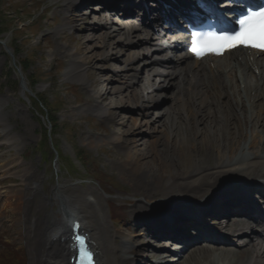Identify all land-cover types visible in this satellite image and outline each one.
I'll return each instance as SVG.
<instances>
[{"label": "rangeland", "instance_id": "rangeland-1", "mask_svg": "<svg viewBox=\"0 0 264 264\" xmlns=\"http://www.w3.org/2000/svg\"><path fill=\"white\" fill-rule=\"evenodd\" d=\"M60 2L59 0H0V40L8 39L7 47L15 59L13 64L4 45L0 43V167L6 162L11 165L10 170L5 174L0 172V193L24 188V184L18 176L22 168L31 167L35 173L34 177L45 170L46 182L43 191L47 195L51 194L60 176L72 180L75 184L94 187L108 200L107 205L101 203L100 206L107 227L111 230L131 234L134 238H140L142 235L136 236V233H140L141 228L137 224L131 223V221L133 222L131 209L135 203L142 204L141 198L140 196H130L132 190L130 174L120 160L124 157V151L117 142L110 139L112 137L110 129L128 130L134 122L143 124L144 121H148L151 123V127H163L160 134L156 132L142 133L144 139L151 143L156 138L165 140L166 131L171 132L170 139L173 141L179 138L184 140L190 138H186V133L189 134L193 130L196 132L194 139L197 140L203 134L208 137H216L217 134L220 136L222 129V132L228 129V123L224 122L225 114L223 113L232 112L241 120L244 119L245 114L249 117V113H251L252 116L248 121L242 123V131L246 130L248 134L250 129L255 128L262 133L263 137H261L264 139V126L260 125V123H264V94L256 96L254 87L246 86L241 81V72L237 71L236 78L234 76L231 81L227 79L228 89H223V87L220 91L207 89L210 94L205 95L207 93L205 88L204 92L196 95L197 87L189 86L185 83L186 81L180 79L181 76L170 75L173 68L151 61L167 57V51L159 52L155 49L154 44H157V39L150 32L147 34L141 31L133 32V40H142L144 43L130 48L125 47L126 54L121 57L122 60L110 59L107 62H102L100 54L104 51L105 53L110 51V54L116 57L115 59L121 55L120 49L113 48L118 41L123 39L124 24L116 22L120 12L111 15L110 12H103L104 9L98 11L96 8L98 2L94 0H89L88 3L86 1L87 5L80 8L71 6L66 9L62 8L64 2ZM79 12L80 15L77 16L76 14ZM65 16L76 19V22L72 23L74 25L72 29L59 31L57 28H60ZM99 17L102 22L116 24L114 25V35L107 41L112 45L109 50L99 47L102 31L97 28L90 30L85 27L95 24ZM78 25L82 28H78ZM152 28L158 31L161 27L153 23ZM57 31L59 32L56 33ZM85 36L90 37L91 40H86ZM83 44L89 47L83 53H89L88 55L92 57L91 63L85 66L87 67L86 73L93 72V77L98 81L95 85L74 78L69 72L74 59L72 55L68 54L69 50L74 52ZM134 52L137 57L132 64L125 62L127 56ZM81 57L77 56L78 59L80 58L79 60H85ZM145 58L147 59L145 60ZM226 60L227 58H224L218 63L225 69L227 67H223V65ZM125 66H130L126 72L123 70ZM152 69L155 74L161 76L159 80L165 81L166 79L172 82V85L171 87L166 85L168 86L166 89L155 88L152 92H147L146 95L153 102L158 103V107L136 110L132 103L129 105L126 101L131 98L133 101L136 92L139 98L141 89L146 87L149 82V71ZM163 69L165 72L161 73L160 71ZM176 69L179 68L176 66ZM182 70L188 77V71L185 68ZM20 75L27 87L24 92L19 85ZM129 82L131 84L127 89ZM207 82L205 80L204 83L208 84ZM175 85H179V88H173ZM122 86L124 89L118 91L117 88ZM94 87L99 88L102 93L105 92L106 99L102 104L107 109L114 111L115 115L112 119L106 118L104 114L98 113L91 107V104L96 100ZM114 88L115 90H113ZM162 90L164 91L160 94L159 92ZM249 90H253V93H250ZM144 93L142 99H144ZM159 96L161 97L159 98ZM119 98L127 103L124 105L126 108L118 110L114 106ZM186 99L192 100L189 104L185 103L186 105L182 106ZM85 100L90 103H85ZM207 102L210 103L208 104L210 107L203 106ZM198 103H200V107H203L202 113L209 115L205 123H199L198 116L194 118V122L188 116L190 108L194 111L198 107ZM165 107H170L171 111L161 119L159 118L163 112L161 108ZM176 110H180V113H177ZM255 114H259V120L257 117L255 119ZM157 119L160 121L157 122ZM121 122L124 124L120 125ZM171 122L173 125L170 129ZM231 122L233 123V120ZM234 125L236 127V123ZM165 127H168L166 131L163 130ZM144 128L145 126L137 130ZM231 131L236 133L234 129ZM126 137L138 139L140 135ZM251 141L252 138L247 141V152L256 149L248 146ZM243 142V139L239 142L240 146ZM205 148L206 146L203 147V149ZM240 157L243 156L236 155L237 159ZM262 200L264 201L263 198ZM3 201L4 199L0 201V208H2ZM154 201H157L159 210L165 207V204H161L164 198L157 197ZM55 207H57L56 202L48 207V212H57ZM1 211L2 209H0ZM20 217L22 214L18 212L0 215V264H28L29 255L22 238L23 230L14 222ZM236 219L243 220L237 217ZM236 219L234 218V221H238ZM210 223H212L210 224L212 228L226 236L227 242H235V244H218L217 246L209 244L208 247H204L210 248L211 254L209 253L205 259L197 262V256L194 253H192L193 255L189 253V256L185 254L175 264H229L235 258L236 250L248 247L249 233L245 235V232L237 231L240 233L231 235L223 232L224 220ZM245 230L249 232L248 228ZM150 235L152 238L149 237L148 244L140 247V252H143L144 255L138 257L136 264L147 262V253L151 247L158 250L161 254L159 260L165 264L170 257L167 253L169 250L163 247L164 243L161 241L163 238L158 240V244H155L153 239L157 237L153 234ZM255 239L257 242L258 239ZM212 247L216 248L212 249ZM223 249L229 251L223 254ZM121 254L117 253L116 256H121ZM150 258L156 259L157 257L150 256ZM147 263L151 264L149 260Z\"/></svg>", "mask_w": 264, "mask_h": 264}, {"label": "bare ground", "instance_id": "bare-ground-1", "mask_svg": "<svg viewBox=\"0 0 264 264\" xmlns=\"http://www.w3.org/2000/svg\"><path fill=\"white\" fill-rule=\"evenodd\" d=\"M60 1L64 2L62 8L66 9L71 6L81 7V5L87 4L86 1L88 2L89 0H59V3H61ZM94 1L101 3L100 6L96 7L98 11L101 7L113 5L116 8H124L129 17H132L137 7L146 12H152L153 8L157 5L150 4L147 1V5L144 6L142 2L137 3V0H135L137 3L136 7L135 4L131 3L133 0ZM164 1L174 6L175 0ZM79 3L82 4L80 5ZM155 11L158 12L159 16L160 8ZM76 15L79 16L80 12ZM132 19L124 21L122 29L124 32L122 33L123 39L113 46L114 49L118 48L120 52L122 51L121 55L115 59L116 57L112 56L110 51L107 53L104 51L100 54L102 62H107L110 59L122 60L121 57L126 54L124 51L125 47L130 48L144 43L142 40H133L132 33L142 30L143 26L147 27L146 23L148 20H143L142 23L137 24ZM75 22L76 19H70L65 16L59 26L60 28L57 29L59 31L63 29L70 30L74 26L72 23ZM114 25L116 24L102 22V19L99 17L95 24L86 25L85 27H88L90 30L97 28V30L102 31V40L99 42V47L103 50H109L112 45L108 44L107 41L114 35ZM77 27L82 28L79 25ZM149 32L154 35V38L156 37V33L153 31H147L146 34ZM85 39L91 40L87 36H85ZM7 40L3 39L0 42L3 45H7ZM166 47L168 45L162 42V44L157 45V50H163ZM88 48L86 44H83L74 52L69 50L68 54L74 57L69 72L74 78L84 82L88 81L89 84L95 85L98 81L93 77V72L86 73L87 67L85 66L91 63L92 60L91 55H88L89 53H83ZM77 56H82L86 61L79 60L80 58L78 59ZM136 57L137 55L135 56L134 52L127 56L125 62L132 64ZM225 57H227L228 61L224 65L228 69L222 68L217 63V60L220 61ZM151 61L155 63L153 60ZM174 61L168 62L167 59L161 58L156 62L171 66L173 72L170 75L181 76L180 79L182 78L183 81H186L185 83L189 86L197 87L196 95L204 92L205 88L206 92L207 89L210 91H220L222 87L223 89H228L227 79L231 81L233 76L236 77L237 70L241 71L242 80L246 83V86L254 87L253 90L256 96L264 94V53L256 55L254 52L236 49L224 54L222 57H206L199 60L192 58L190 55L182 54V51H179V55ZM176 66L179 69H176ZM129 68L130 66H125L123 70L126 72ZM182 68L188 71V77L183 73ZM150 71L149 82L146 87L141 89L139 98L136 92L134 93L133 101L132 98L126 101L129 105L132 103V106L139 111L159 106L146 95L147 92H152L155 88L164 87L166 89L168 88L166 85H169V87L172 85V82L166 79L165 81L163 79L159 80L161 76L155 74L153 69ZM205 80L208 81V84L204 83ZM130 84V82L127 83V89L130 87ZM178 86L175 85L173 88L178 89ZM26 89L24 86L22 92ZM123 89V86L117 88L118 91H122ZM253 90H249V92L251 93ZM94 91L96 100L91 104V107L98 113L104 114L106 118L112 119L115 115L114 111L107 109L102 104L106 99L105 92L102 93L99 88ZM143 92H145L144 99H142ZM192 99L194 100V98ZM190 100L186 99V102L182 106L189 104ZM84 102L90 103L88 100ZM126 102L122 98H119L117 104L114 106L118 110H121L122 108H126L124 106L127 104ZM199 104L194 111L189 107L191 110H189L188 116L192 118L193 122L194 118L198 116V122L205 123L209 115L202 113L203 107H200ZM208 104L210 103L207 102L203 106L210 107ZM226 104L224 105L226 106ZM161 110L163 112L159 118L162 119L165 115L170 114L171 108L165 107L161 108ZM176 112L180 113V110H176ZM223 114H225L224 122L228 123V129L223 132L222 129L220 136L217 134L216 137L213 135V137H208L203 134L197 140L194 139L196 132L192 130L189 132L190 136L186 133V138H190L186 140L179 138L172 141L170 139L171 132L166 131L168 127H165L163 129L167 132L165 140L156 138L151 143L144 139L142 133L150 134L156 132L160 134L159 132L163 127L161 125H158L161 126L160 128L151 127V123L148 121H144L143 124L134 122L128 130L110 129L112 134L110 139L113 142H117L124 151V157L120 158V160L123 166H125L126 171L130 174L129 179L132 182L130 196H140L143 204L135 203L131 209L133 216V222L131 221V223L139 224L143 228L140 233H136V236L142 235L140 238H134L131 234L114 229L111 230L107 227L108 225L104 220L105 217L103 218L100 206L101 203L107 205L108 200L101 193L99 194V191L94 187L75 184L72 180L60 176L51 194L47 195L43 191L46 182L45 170L39 172L34 177L35 173L31 167L22 168L18 176H20L24 188L0 193V201L4 199L2 208H0L2 209L0 215L16 212L22 214V217L17 218L14 222L19 227L21 226L23 230L22 238L25 241L29 255L28 264H71L69 262V258L73 253L70 250L69 236L71 232L70 227L66 224V219L71 217L78 219L82 225V230L88 234L92 242V249L96 251L95 259L97 264H136L138 257L144 255L143 252H140V247L148 244L150 241L149 237H152L150 234H153L157 238L159 237L158 239H153L155 244H158V240H161L160 238L165 237L167 240H164V248L169 247L173 243V240H181L186 246L196 240V235L198 234L206 236L211 240L216 238L218 241L220 240L219 242H223V237L215 233L212 227L206 224V220L209 217H213L214 219H219L220 215L224 217L220 219L225 220L223 229L228 234H235L237 231L244 230L251 221L250 218L243 221H234L232 218L238 213H245L260 218L264 217L262 208L258 205V201L256 202L254 199L256 193L264 197V139H262V133L258 132L257 129L255 130V128L250 129V135L249 133L247 134L246 130L242 131V123L248 121L249 117L252 116L251 113L249 117L245 114L244 121L238 116L236 117L232 112ZM256 117L259 120V114H255V119ZM232 120L233 123L231 122ZM156 121L159 122L160 120L157 119ZM123 124L122 122L120 123V125ZM172 125L173 123L171 122L170 129ZM260 125L264 126V123H260ZM143 126H145L143 130H137ZM232 129L236 133L231 131ZM136 135H140V138L133 139L126 137H135ZM251 138L252 141L249 142L248 146L256 149L247 152V141ZM242 139L244 142L240 146L239 142ZM204 146H206L205 149H203ZM237 154L242 155L244 158L240 157L237 159ZM10 167L9 162H6L0 167V172L5 174L10 170ZM126 175L128 174L126 173ZM243 183V187L236 190ZM157 197L164 198L161 204H165V207H162L160 210L157 208V201H154ZM54 202L60 207V210L64 211L63 215L57 212H48V207L53 205ZM194 230L198 232L194 234ZM256 233L255 229L251 230V234L254 235ZM261 239L259 243H255L253 239H250L249 243H247L248 247L235 251V258L229 264H264V238L261 237ZM193 246H188L182 252L183 256L185 254L189 256V253L190 255L194 253L197 256V258L194 256V259H198L196 260L198 262L209 256L211 252L210 248H206L208 246L204 247L200 243L197 247ZM215 248L212 247V249ZM169 251L171 252V250ZM228 251V249H223L222 253L224 254ZM117 253L122 254L121 256H116ZM147 254L151 264L161 262L159 260L160 253L156 248L151 247ZM150 256L157 258L151 259ZM177 261L172 264L177 263Z\"/></svg>", "mask_w": 264, "mask_h": 264}, {"label": "snow or ice", "instance_id": "snow-or-ice-1", "mask_svg": "<svg viewBox=\"0 0 264 264\" xmlns=\"http://www.w3.org/2000/svg\"><path fill=\"white\" fill-rule=\"evenodd\" d=\"M239 30L229 33H191L190 51L197 57L206 54H222L224 50L237 46L252 47L264 50V7L259 10H249L248 14L238 21ZM76 240L83 245L84 238L77 236ZM90 256V253H88Z\"/></svg>", "mask_w": 264, "mask_h": 264}, {"label": "trees", "instance_id": "trees-1", "mask_svg": "<svg viewBox=\"0 0 264 264\" xmlns=\"http://www.w3.org/2000/svg\"><path fill=\"white\" fill-rule=\"evenodd\" d=\"M50 121H51V119H50Z\"/></svg>", "mask_w": 264, "mask_h": 264}]
</instances>
